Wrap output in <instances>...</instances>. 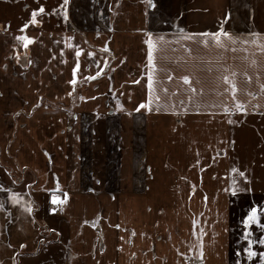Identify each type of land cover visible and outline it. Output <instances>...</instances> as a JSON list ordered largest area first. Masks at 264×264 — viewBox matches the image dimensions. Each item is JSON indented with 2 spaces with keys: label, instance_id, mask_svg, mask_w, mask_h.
Instances as JSON below:
<instances>
[{
  "label": "crops",
  "instance_id": "crops-1",
  "mask_svg": "<svg viewBox=\"0 0 264 264\" xmlns=\"http://www.w3.org/2000/svg\"><path fill=\"white\" fill-rule=\"evenodd\" d=\"M152 2L0 0V264H261L264 245L251 260L242 251L241 221L264 205V52L179 29L222 26L264 43V0ZM149 32L165 41L151 106L137 110ZM232 71L243 112L223 91Z\"/></svg>",
  "mask_w": 264,
  "mask_h": 264
},
{
  "label": "snow or ice",
  "instance_id": "snow-or-ice-1",
  "mask_svg": "<svg viewBox=\"0 0 264 264\" xmlns=\"http://www.w3.org/2000/svg\"><path fill=\"white\" fill-rule=\"evenodd\" d=\"M68 3V0H64V4L66 5ZM147 4L148 7H154V4L152 2V0H147ZM44 13L45 12V7L44 5H40L37 9L33 10L31 15H32V19L29 21V23L31 24H36L37 20H36V16L37 13ZM65 15L66 12H65ZM28 24H24L22 25L21 30H23V28H27ZM179 32L181 34V38L185 39V40H191V39H196V38H208L210 37L212 40L215 41L217 47L219 48H225L227 47L228 42H230L231 44H236L238 41H243V43L247 44V43H253V44H257V51L260 52H264V43H257V37H260V33L258 32H249L246 35L244 34H232L229 33L228 31H225L223 29V27L221 26L220 28H218L216 31L214 32H209V31H204L201 33H190L187 36H184V29L180 28ZM148 39L145 41L146 45H147V68L148 71L146 73L147 76V88H148V100L147 102H141V104L138 106L137 110H139V108H144V107H149L151 106V102H152V98H153V88H154V75H155V69L156 66L154 64V48H155V44L158 41H165V36L164 35H156L155 40L153 39V33L149 32L148 34ZM225 38L224 40H222L221 38ZM248 37H251V40L248 39ZM18 40L23 42V46L25 48H27L29 46L30 43H32V39L27 36V35H20L17 37ZM204 42L207 43V39H204ZM104 51H107V46L105 45ZM81 49L77 48L76 50V57H80L81 55ZM233 51H235V49H233ZM244 51H247V49H244ZM61 54H63V49H61ZM87 55L89 57L94 56L93 52H88ZM95 63L99 64V61H95ZM253 63H255V61H253ZM107 64V58L105 57V65ZM80 68V61L79 59H77L75 66L72 68V79H70L68 81L69 84L75 85L76 84V73L77 70ZM103 71V69H100V71H97L95 73V76H99L101 74V72ZM245 75H247V73H245ZM94 76H88L87 79H94ZM169 79H171V77H168ZM180 79H182L184 81L185 84L189 83V77L187 75L180 77ZM223 81V85H226L223 87V91L225 93H231L232 94V100L234 102V109L243 112L244 111V106L243 104L237 99L236 97V93H237V83H236V72L232 71L229 72L228 74L222 75L220 78ZM249 81L251 80V77H248ZM137 81H133V83H136ZM260 89L262 91H264V83H260L259 85ZM190 90L192 92H195L196 89L191 88L190 86ZM219 95V93H217ZM68 95H71V92L68 93ZM249 96L252 95L251 92L248 93ZM95 97H92V99H94ZM157 100H159V97H155ZM83 99V98H82ZM181 103H183V101H181ZM117 107L121 108L122 105L120 104V102L117 100ZM197 110H199V108H197ZM223 110L225 112L229 111V107L227 104L223 105ZM229 123H233L234 121H232L231 119H229L228 121ZM199 162V161H197ZM233 172H237L238 170L236 168L232 169ZM239 175L241 177H244V179L246 180L247 177L245 176V173L243 171L239 172ZM233 185L236 184V181L233 180L232 181ZM2 187V186H0ZM233 194H235V190L233 189ZM16 194L13 193V196H15ZM67 198V194H65L64 199ZM205 200H207V197H204ZM52 202L53 204L56 203H63V200L58 197V196H53L52 197ZM13 203H16L15 200H13ZM0 207H3V205H0ZM29 212H31V208L29 207L27 209ZM53 211H55V209H53ZM264 214V205H252L248 210L246 215L242 218V225H243V236L241 237V239L247 241V246L243 247L242 251L247 255V258L249 260H251L253 257L257 256V252L253 249V245L258 243L260 245H264V237L259 238L258 240H254L251 238L252 233L250 231V226L253 225L254 223L261 229H264V223L261 222V215ZM116 227H119V225H116ZM201 233H203V229L200 230ZM21 247H23V245H21ZM200 257L202 258L203 256V251L202 249L199 252ZM236 255L239 256L240 255V251L238 250L236 252ZM259 256L261 257V264H264V252H260ZM239 264V262H238Z\"/></svg>",
  "mask_w": 264,
  "mask_h": 264
},
{
  "label": "trees",
  "instance_id": "trees-1",
  "mask_svg": "<svg viewBox=\"0 0 264 264\" xmlns=\"http://www.w3.org/2000/svg\"><path fill=\"white\" fill-rule=\"evenodd\" d=\"M8 171H9V173H10V174H13L11 169H8ZM17 181H18V182H20V181H21V179H19V178H18V179H17ZM42 244H44V242H42ZM18 257H19V256H17V258H16V259H18Z\"/></svg>",
  "mask_w": 264,
  "mask_h": 264
},
{
  "label": "rangeland",
  "instance_id": "rangeland-1",
  "mask_svg": "<svg viewBox=\"0 0 264 264\" xmlns=\"http://www.w3.org/2000/svg\"><path fill=\"white\" fill-rule=\"evenodd\" d=\"M2 152H4L3 151V148L0 146V153H2ZM7 167V166H6ZM8 170V169H7ZM20 171L22 172V170L20 169ZM7 172H9V171H7ZM19 179H21V177H19ZM22 180V179H21Z\"/></svg>",
  "mask_w": 264,
  "mask_h": 264
}]
</instances>
